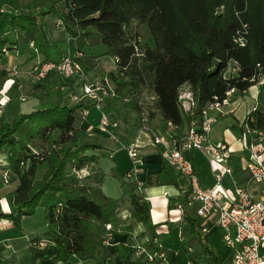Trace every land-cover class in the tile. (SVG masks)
<instances>
[{
	"label": "trees",
	"instance_id": "obj_1",
	"mask_svg": "<svg viewBox=\"0 0 264 264\" xmlns=\"http://www.w3.org/2000/svg\"><path fill=\"white\" fill-rule=\"evenodd\" d=\"M47 14L61 21L60 27L75 40L76 51L82 53L88 67L93 68L99 56L115 58V67L106 76L115 96L127 98L141 124L146 109L148 124L156 114L159 120H171L184 130L214 97L221 99L231 87L241 93L264 76V0H52L31 9L5 8L0 10V52L3 47H13L19 54H34L29 45L33 40L45 60L59 61L67 47L54 41L44 44L38 37ZM242 23L246 24V41L239 45L233 37ZM229 60L236 62L238 71L224 77ZM5 72L2 70L3 75ZM184 83L194 98L192 116L184 113L177 99ZM34 85L40 90L34 109L21 111L9 123L0 117V148L8 149L7 168L18 180L12 191L15 207L0 211V217L18 224L21 216L42 206L47 231L57 246L54 257L75 264L109 259L113 254L104 241L122 198L127 199L132 217L156 238L150 203L138 192L135 179L127 181L113 170L120 198L101 191L105 172L94 166L99 147L80 141L82 111L90 105L83 99L72 104L62 101L66 83L55 69H49ZM11 88L15 90V85ZM146 95L153 99L144 108ZM249 115L248 124L264 137V82L258 85L256 107ZM23 126L26 131L21 138L17 131ZM33 140L42 147L31 149ZM83 168L89 173H76ZM186 217L195 232L194 217ZM196 234L201 251L210 256L212 264H222ZM147 246L152 254L166 248L163 244L154 249L150 243Z\"/></svg>",
	"mask_w": 264,
	"mask_h": 264
},
{
	"label": "crops",
	"instance_id": "obj_2",
	"mask_svg": "<svg viewBox=\"0 0 264 264\" xmlns=\"http://www.w3.org/2000/svg\"><path fill=\"white\" fill-rule=\"evenodd\" d=\"M5 1H8L9 8L13 9L18 7L31 9L33 7V4L27 0ZM12 4L14 6H11ZM0 6L3 7L5 4L0 3ZM56 20L57 17L54 14H47L39 28L38 37L44 44L52 41L59 42L67 47V53H74L76 50L75 40L67 34L64 28L57 25ZM41 58L45 59L40 51L34 52V54L28 52L19 54L13 47L0 52V75L2 70H6L5 75L2 74L4 78L0 85V102L4 101L0 113L3 122L9 123L21 111H29L37 106L40 90L34 85V82L30 81L28 68L35 63L36 59ZM95 62V66L90 68L81 58L82 73L62 78L66 83L62 88L64 103L75 102L72 95L81 92L82 83L97 81L115 67V58L110 55L99 56ZM13 66L18 69L16 78L23 83V90L27 95V99L24 101L13 96L17 91L16 88L15 90L11 88L13 85L11 75L7 72V68ZM257 91L258 85L252 84L246 88L245 92L231 97L229 103L221 107L222 112L213 109L211 113L216 116V119L209 131V138L212 141H227L233 150L229 159L232 172L231 175L223 177V184L231 185L232 179H234L235 182L248 188L254 197L259 194L262 183L252 180L249 171L244 168L240 144L237 141H241L243 136L242 121L247 111L256 102ZM118 99L116 96L113 99H107L101 109L90 105L87 114L79 124L80 141L93 143L99 147L96 149L98 157L94 166L105 172V176L100 182L101 191L105 195L117 199L121 196L119 181L117 180L116 183L106 181L111 175V171L118 172L127 181L135 179L138 192L150 203V216L152 222L156 224L155 231L158 236L152 239L143 224L132 217L127 199H119L113 228L107 233L104 241L113 254L109 259L101 258L97 261H87L85 264H152L148 258L150 249L147 245L149 243L153 249L158 243L167 248H175L178 251L176 256L178 264H185L187 259H191L196 264H212L210 256L201 251L196 233L220 257L222 264H232L230 250L223 240V230L219 226L213 221H209L206 229L200 230L201 219L196 216L194 209H186L184 213H181L175 208V203L179 198V188L185 182L184 177L161 160L157 148L150 143V133L148 130L142 129L141 122L137 121V113L129 103L127 106L120 107ZM90 101L89 98L84 100L88 105ZM101 112H105L111 120L117 122L114 130L118 141L97 130ZM145 113H147L146 109ZM162 121L155 114L149 123L156 127L161 125ZM25 131L26 128L23 126L17 131V134L24 138ZM53 134L56 135V131H53ZM132 141H136L141 146L139 150L141 169L132 177H127L126 173L132 167L131 160L129 161L127 152L121 150L119 146L120 142L129 143ZM36 143L41 145L40 142L33 140L30 145L31 149L35 148ZM190 155L200 184L210 186L214 182V178L208 159L198 150L191 151ZM8 156V149L0 148V211L2 212H10L14 209L12 191L18 184L17 178L7 168ZM109 159L115 160L114 166L108 165ZM4 170L8 172V182L4 180ZM186 215L194 217L193 229L195 232L190 230ZM179 229L183 236L182 241L178 237ZM152 241L153 243H151ZM187 247H190V250ZM56 252L57 246L47 231L46 211L42 206H37L31 214L21 216L18 224H15L11 219L0 217V264H75L55 258Z\"/></svg>",
	"mask_w": 264,
	"mask_h": 264
},
{
	"label": "built area",
	"instance_id": "obj_3",
	"mask_svg": "<svg viewBox=\"0 0 264 264\" xmlns=\"http://www.w3.org/2000/svg\"><path fill=\"white\" fill-rule=\"evenodd\" d=\"M3 8L0 7V10ZM58 26L61 25L59 19L56 20ZM246 24L242 23V29L237 30L233 37L234 42L244 45L246 38ZM35 53L38 52L33 40L29 41ZM2 50H6L5 47ZM82 53H66L59 61L36 59L35 63L28 68V76L31 82H36L43 78L49 69H55L61 78L73 74L82 73L81 64ZM238 66L234 60H229L224 77L236 75ZM11 75V83L15 85L17 97L24 101L27 95L23 90V83L16 78L18 69L13 66L7 68ZM264 82V76L260 75L255 80L256 85ZM241 92H245V89ZM237 93V88L231 87L225 91L224 97L206 103L199 113V118L191 119L184 130L180 125L171 120H163L161 125L153 126L147 123L145 109L142 112V129L150 133V143L157 148L161 160L171 166L176 172L184 177L185 182L179 188L178 201L175 208L181 213L186 209H194L196 216L201 219L200 230H205L209 221L219 226L223 230V240L230 250L232 264H264V137L261 130L248 124L252 120L249 115L256 107V102L247 111L243 121V136L240 144L244 168L249 171L250 178L255 182L262 183L257 197L245 186L232 179L231 185L223 184V177L231 175L229 159L233 150L227 141H212L209 138V131L216 116L211 113L213 109L222 112L221 107L229 103L231 97ZM115 96L113 84L106 75L97 81L84 82L81 85V92L74 93L72 99L78 101L89 98V105L96 109H101L103 103ZM145 102L151 101L153 95H146ZM127 100V98H123ZM177 99L180 107L187 116L193 115L195 105L192 91L188 84L179 86ZM4 101L0 102V113L2 112ZM89 109V108H88ZM88 109L82 111L85 116ZM117 122L111 120L105 112L99 115L97 130L106 136L118 141L114 127ZM246 137V138H245ZM120 147L125 148L130 157L133 167L126 173L127 177H132L140 169V145L136 141L121 143ZM201 151L208 159L213 174L214 182L210 186L200 184L195 173L190 152ZM77 174H87L89 170L83 168L76 171ZM5 182H8V172L3 171ZM166 194V191H164ZM106 228L110 227L107 223ZM178 237L182 241L181 230H178ZM158 246H161L158 243ZM190 250V247H187ZM178 251L175 248H164L155 253H150L148 258L152 264H178L176 256ZM185 264H196L191 259H187Z\"/></svg>",
	"mask_w": 264,
	"mask_h": 264
},
{
	"label": "rangeland",
	"instance_id": "obj_4",
	"mask_svg": "<svg viewBox=\"0 0 264 264\" xmlns=\"http://www.w3.org/2000/svg\"><path fill=\"white\" fill-rule=\"evenodd\" d=\"M28 2H31L32 4H33V6H38V5H40L41 3H46V2H50V1H52V0H27ZM26 1V2H27ZM14 2V1H13ZM0 3H2V4H5V6H3V7H1V8H3V9H5V8H9L10 6H8V1H5V0H0ZM10 4H11V2H10ZM11 6H14L13 4L11 5ZM138 30L145 36V38L147 39V40H149L150 39V37L147 35V33L143 30V29H141L140 27L138 28ZM26 94V93H25ZM18 95V94H17ZM111 99H113V98H111ZM117 99V98H116ZM146 99V98H145ZM118 101L120 102V104H121V106L120 107H124V106H127L128 105V101L127 100H124V99H118ZM147 102H148V100H147ZM144 103L143 104V107L144 108H146V105L148 104V103ZM42 147V145H39L38 143H36V146H35V149H40ZM120 147V146H119ZM121 148V150H124L125 152H127L124 148H122V147H120ZM130 158V157H129ZM131 159H129V161H130ZM109 161V163H108V165H110V166H114L115 165V160L114 159H109L108 160ZM130 165H132V167H133V164H132V161H130ZM132 167H131V169H132ZM118 180V178H116L115 176H113L112 174L109 176V178H107V180L106 181H113V183H116V181ZM119 181V180H118Z\"/></svg>",
	"mask_w": 264,
	"mask_h": 264
},
{
	"label": "bare ground",
	"instance_id": "obj_5",
	"mask_svg": "<svg viewBox=\"0 0 264 264\" xmlns=\"http://www.w3.org/2000/svg\"><path fill=\"white\" fill-rule=\"evenodd\" d=\"M137 226V225H136ZM138 228H140V227H138Z\"/></svg>",
	"mask_w": 264,
	"mask_h": 264
}]
</instances>
